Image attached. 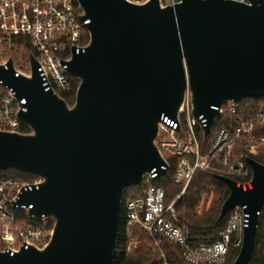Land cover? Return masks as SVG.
<instances>
[{
	"label": "water",
	"instance_id": "1",
	"mask_svg": "<svg viewBox=\"0 0 264 264\" xmlns=\"http://www.w3.org/2000/svg\"><path fill=\"white\" fill-rule=\"evenodd\" d=\"M76 1L89 41L63 61L79 81L73 105L44 90L32 55L30 77H16L11 58L0 65L2 84L25 100L18 118L31 130H0V172L40 178L16 204L53 220L43 249L0 253V264H111L124 190L152 170L156 179L166 174L158 127L177 121L186 90L192 116L206 120L204 136L225 102L264 97V0ZM245 160L251 188L219 176L228 189L219 217L235 207L248 214L232 264H249L264 207V164Z\"/></svg>",
	"mask_w": 264,
	"mask_h": 264
},
{
	"label": "built area",
	"instance_id": "2",
	"mask_svg": "<svg viewBox=\"0 0 264 264\" xmlns=\"http://www.w3.org/2000/svg\"><path fill=\"white\" fill-rule=\"evenodd\" d=\"M126 1L144 4L149 0ZM159 1L161 6H165L178 0ZM82 13L76 0H0V65L6 69L11 58L15 76L30 77L29 56L32 55L38 64L37 71L44 90H51L63 98L72 89L71 75L63 61L71 59L73 47L75 52L82 51L89 41L86 29L89 21L80 20ZM238 103L225 102L218 109L214 124L223 113L237 115ZM24 105L25 100L17 99L12 88L0 81L1 131L25 134L22 132L24 124L18 118L20 112L26 111ZM182 116L185 125L181 123ZM205 122L202 116L198 119L192 116L187 89L177 121L162 118L155 140L166 162L161 167L166 174L170 168L169 160L175 158L173 183L181 186L180 192L166 202L164 188L152 183L157 180L156 172L152 170L142 178L141 183L145 184L142 194L121 202L119 233L125 230L128 236L132 227L140 228L147 234L152 248L163 258L162 264H172L165 259L161 248L163 241L173 243L179 256L188 264H224L229 248L240 249L242 243L243 230L248 223V214L243 212V208H233L217 238L204 243L180 223L175 204L197 171H213L219 176L229 177L244 190L252 187L251 172L245 160L249 156L243 157V153L247 151L255 155L264 148V134L256 131V124L264 122V107L254 115L240 117L234 126L219 127L213 132V124L207 136L202 131ZM199 133L204 137L211 136L206 153H202ZM40 182L38 177L33 182H26L0 174V253L13 255L30 247L43 249L50 241L53 225L50 226L49 221L52 218H35L28 214L32 204H16L22 192L36 189ZM257 215V234L260 229L264 244V207Z\"/></svg>",
	"mask_w": 264,
	"mask_h": 264
},
{
	"label": "trees",
	"instance_id": "3",
	"mask_svg": "<svg viewBox=\"0 0 264 264\" xmlns=\"http://www.w3.org/2000/svg\"><path fill=\"white\" fill-rule=\"evenodd\" d=\"M72 80V89L63 95L66 103L71 106L75 100V92L79 81L70 76ZM264 107V97L245 98L238 103V114L231 115L229 113L221 114L215 121L213 132L219 127L234 126L240 117H248L254 115L260 108ZM257 133L264 134V122L256 124ZM22 132L30 133L28 126L22 125ZM199 141L202 153H206L211 143V136L204 137L199 133ZM243 157H251L264 164V148L257 151L255 155L244 151ZM170 168L163 177L154 180L152 183L164 188L166 192V202H170L181 190V186L173 183V172L175 158L170 160ZM5 177L20 179L26 182H33L36 176L22 173L14 169H8L0 172ZM145 187L144 182L136 187H128L124 190L122 200L127 198H135L142 194ZM228 195L226 185L219 179V174L213 171L200 172L197 171L190 184L186 188L184 194L176 201L175 209L180 223L192 235L197 237L201 242L209 243L215 240L218 233L225 227L227 218L231 211L224 217H219L220 207ZM50 226L53 220L49 221ZM261 231L258 230L257 242L254 253L249 264H263V248L261 242ZM128 239H136L141 241L139 247L127 253L125 250ZM165 259L172 264H188L178 254L177 247L169 242L163 241L161 244ZM239 252V248L230 247L226 262L224 264H232ZM163 258L152 248L149 238L145 232L138 227H132L127 236L126 231H120L117 248L111 264H162Z\"/></svg>",
	"mask_w": 264,
	"mask_h": 264
},
{
	"label": "rangeland",
	"instance_id": "4",
	"mask_svg": "<svg viewBox=\"0 0 264 264\" xmlns=\"http://www.w3.org/2000/svg\"><path fill=\"white\" fill-rule=\"evenodd\" d=\"M181 123H182V125H185V119L183 116L181 117ZM161 139H169V137H162ZM140 242L141 241L136 240V239H134V240L128 239V241L126 243V247H125L126 252L131 253V252L135 251L139 247V245L141 244Z\"/></svg>",
	"mask_w": 264,
	"mask_h": 264
}]
</instances>
